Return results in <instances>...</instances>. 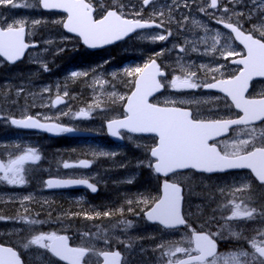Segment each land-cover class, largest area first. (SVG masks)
I'll return each mask as SVG.
<instances>
[{"label": "rangeland", "instance_id": "374dc122", "mask_svg": "<svg viewBox=\"0 0 264 264\" xmlns=\"http://www.w3.org/2000/svg\"><path fill=\"white\" fill-rule=\"evenodd\" d=\"M141 1L142 0H119V3L123 5L122 10L125 17L128 18L127 16L132 15L136 16L134 18L137 19L146 21L154 20L158 22L157 20L161 17L160 10L165 8V6L160 5L158 0H154V4L148 11L147 9L141 10V7L137 5V3H141ZM14 2L21 6L12 7L11 5L0 4V27H4L15 21H25V26L28 27L27 41L29 43L35 42L33 41V38L37 37L36 42L40 45L37 49L30 50L24 62L16 66L6 67L4 62L0 59V79H4V81L0 83V101H5L6 98L10 97V100L5 101L4 107H0V125L7 126L0 127V132H4V136L0 137V163L7 165L10 160L17 159L19 156L24 155L29 149L36 151L37 155H42L46 151L47 154L57 152L51 150V147L54 144L49 139L10 129L9 120L11 118L32 117L41 122L67 124L72 127L74 126L76 131H91L106 138L105 130L100 127L97 122L81 120V114L72 115L69 102L59 107L53 106L52 102L56 100L58 96L65 99L70 97L71 100L81 102L84 106L83 109L87 110L92 104L85 101V96L87 99L89 94L95 96L97 94L101 95L103 94L102 91L109 89L118 90V92L113 94L107 93V96H110V99L114 100L117 98L120 101L123 100L124 90L127 89L128 84H126L124 88H121V86L116 88L114 84H111V80H114L117 77V73L126 74L122 70L124 63H121L118 69L115 68V63L118 61L123 62L125 60L129 63L131 55L137 54L140 57L142 52L139 50L134 52L131 47H135L136 45L132 46V42H129L126 45L123 44L122 47L118 49V52L120 55H124V59L119 60L115 57L112 60V70L116 71H104L102 69V61L99 64L92 63V65L86 66H89L88 68H90V66L91 68L99 67L101 70H99L95 76L89 78H86L87 75L79 77L71 76V73L74 71L87 73L88 68H85L84 66L82 69H71L57 75L56 73H58V71L55 69L44 71L43 65L51 62V56L54 52H52L49 46L55 43H60V41H67L69 44H75L76 39L68 38V36H65L62 32L60 26L62 25L64 18L61 15L39 13L38 9L34 10L33 3L29 0H14ZM101 4H103V8L100 7ZM108 4L113 5L112 0H103L96 5L101 11L98 9L96 10L99 11V13H102L105 10V5ZM184 4V0H178V5L183 7ZM238 5H242L240 12L244 13L243 16L246 21H255L257 27L264 25V7L260 6V0H257L255 4L252 3L251 0H239ZM138 12L140 13L139 16L136 15ZM249 13L252 14L251 20L247 19ZM204 16H206V14ZM191 17L190 13L185 14L182 20L184 26L187 25V28L183 33H174V36L181 38V42L185 44L189 51L199 55L198 58H193V63L187 62V64L183 66V69L192 71L194 66L197 71L199 69L200 72L207 73L205 77H209L212 73L221 76V78L234 76L238 72L237 68L227 64L224 60L217 62L213 59H224V56L221 55V51L225 54L229 51H234L239 54L232 40L224 33H219V30L216 28H206L200 21L199 17L196 21ZM172 20H174L172 17L165 19L167 22H171ZM34 21H39V23H34ZM44 26L51 27L52 30L50 34L44 32ZM212 31L215 33V37L221 35L224 40L225 36L224 49L221 50L218 44L216 45V50H212V45L215 39L212 37ZM157 34L162 33L153 31L150 32L149 35L146 34L142 36L141 39L146 41L145 43H148L149 45V47L143 50L144 53L146 55H154L160 60L175 57L174 47L177 43H173L168 48L160 49L159 51H154L152 49L155 44L158 45L162 42L158 39H154ZM60 48L61 47L57 48L55 52H59ZM108 53L109 52L102 54L100 59L102 60V58L106 57ZM233 56L235 55L228 56V58ZM141 61L142 58H137L135 61L130 62L125 66L129 67L128 71H131L139 68ZM164 64L168 68V77L165 81H171L173 77L178 75L177 71L179 68L166 62H163V65ZM201 66L205 67L202 68ZM208 69H219V71H208ZM194 78H197V76ZM77 79L81 80L76 81ZM34 81H37V83L35 84ZM197 82L201 85L205 84L203 80ZM10 83L16 84L12 91H10V85H8ZM71 85H76L78 87L76 94H69L68 87ZM166 88L170 91L175 90L167 86V84ZM24 89H29L26 95L23 94ZM254 92L264 94V84L258 85L254 89ZM65 93H67V95H65ZM99 95L96 97L98 98ZM163 96L164 99L165 96H170L167 103L176 101L174 94L172 93ZM194 100L201 101L205 100V98H201V100L195 98ZM217 100L218 99L214 98L212 101L217 102ZM222 103L223 100H220L216 106H212V110L225 109ZM84 117H86V115ZM58 121L62 122L60 123ZM261 130L262 129H251L247 130V133L243 132V130L238 131L234 137L222 141L220 147L224 148L225 143L231 145L234 141L238 142L246 139L251 140V143L248 145L249 148H251L252 144L260 146L261 142L264 141V138L258 137L256 134H261ZM253 137L254 139H252ZM123 139L128 145L123 146L119 150L101 149L99 145H91L90 142L87 143L89 146L79 144L74 145V148L76 149H83L91 154H95L94 158L89 154L91 156L90 160L94 161L97 159L101 161L98 166L99 170H90L91 168L83 167L82 162L89 161L79 160L83 154L77 155V161L64 158L61 162L55 161L52 162L51 166L47 165L48 169L53 170V172L57 174L62 173L63 176L88 178L98 182V184L106 179L104 185H110L111 187V190L109 189L110 191H104L99 198L95 199L92 206H102L105 209L114 206L118 211L116 214H112L115 218H108V220L102 225L97 227L93 226L87 230H73L72 234L76 235L80 240V245L82 247L92 249V262L89 263H97L99 255L94 253H101L102 251L115 248L120 249V247L126 252L124 264H165V261L169 258L177 260L184 254L176 253L174 256L162 257L161 253L173 250L176 246L189 247L188 238L184 234L177 232L174 235H162V231L148 228L143 222L140 224L134 222L131 218L124 219V216L119 212V206L126 202L129 203V201H136L134 197H137V202H139L141 199L149 201L153 196V185L149 178L138 179V174H135L132 168L135 166L137 170L141 171L142 168L147 169L149 167V162L145 158V153L147 147L150 148L155 145L154 139L132 138L125 135L123 136ZM63 150L68 152V155L73 154L70 146L63 147ZM228 150L231 151V148ZM128 152L135 154L126 159H119V157L126 155ZM101 153H106V155H101ZM142 157L144 159H141ZM86 158H89V156H86ZM33 161L34 160L29 159L21 166L22 171L20 172V175L24 177L23 184L13 185L5 180H0V205L10 209L14 216L13 219L7 220L9 222L0 223V243L16 246L20 253H23L28 264H58L46 253L45 249L40 248L39 245H30L27 249L23 247L25 243L33 239L36 235L50 234L47 229L48 225H42L41 223L32 224L31 221H41L42 223L57 226H68V224L63 223L60 219L50 222L41 220V218L44 216H50L49 211L54 205L53 203H60L58 199L67 202H79L80 199L73 195L67 196V194L46 193L43 188V180L40 179L38 173L31 174L29 169L30 167H33V165H38V163L43 161L40 159L35 160L34 164L32 163ZM65 163L69 165L79 164V168L70 169V166L66 168L64 167ZM127 168H129L131 172H122V175L116 173V171H122ZM3 175L4 173L0 172V177ZM9 175H11V173ZM169 180L187 187V198L185 199L184 204L187 214L186 218L190 221L193 219V223L199 228L206 229V231L210 229H215L214 232L219 231L220 225L224 223L220 218L221 215L230 214L227 209H223L222 207L229 200H234L236 203H240L241 208L248 207L249 209H256L253 213L255 217L253 220L238 219L229 221L228 224L232 231L239 232L243 237L250 239L255 235L256 229L264 228V194L260 187L255 186L253 179L249 175H224L212 179L192 175L191 173H184L175 175ZM135 181L136 183L133 187L121 186L130 185ZM245 183H249L250 187L242 189L241 191H234L235 187ZM1 188L10 189L2 190ZM107 199L112 200L107 202ZM139 204L141 205L140 208L146 206L144 203ZM32 207H34V210ZM188 212H191L190 217L188 216ZM0 217L7 219L1 212ZM222 235L226 238H216L219 240L220 244L223 245L218 253H228L233 251L230 250V248L232 247V249H235V243H238L237 245H244L245 248L248 247L245 239L237 240L234 237L229 236L227 229ZM177 242L180 243L177 244ZM161 244L164 245L163 248L159 247Z\"/></svg>", "mask_w": 264, "mask_h": 264}, {"label": "snow or ice", "instance_id": "6c2138e0", "mask_svg": "<svg viewBox=\"0 0 264 264\" xmlns=\"http://www.w3.org/2000/svg\"><path fill=\"white\" fill-rule=\"evenodd\" d=\"M152 0H143V4L147 6ZM229 3H239V0H228ZM256 3L257 0H251ZM113 8L105 9L99 18H94L93 12L95 8L92 0H39V5L44 9L60 10L67 13V20L63 24L69 32L76 33L83 39V43L90 48H96L102 44L111 43L114 40L121 39L135 29L147 27H161L163 21L153 25L149 21L132 20L125 17L123 13V5L119 0H112ZM0 4L11 5L12 7H20L14 0H0ZM28 6V5H25ZM260 6L264 7V0H260ZM103 8V4L100 5ZM221 7L220 0H210L205 8L217 9ZM222 11L227 13L229 8L222 7ZM140 13H136L139 15ZM237 16H243V12H235ZM252 14L249 13L247 19L251 20ZM231 16L227 19H217L216 22L223 24L225 29H230L235 34L236 39L247 49L246 55L239 60H232L234 64L243 65L239 69V74L231 79L216 80L212 77L214 83H205L201 85L194 77L196 72H185L183 78L179 75L173 77L171 81H162L157 79L158 76L163 77L165 74L161 71L154 59L145 64L143 68H136L128 71V75H136L135 91L128 98L126 105L127 115L123 120H113L108 124V128L113 136L119 135V129H127L130 132L152 133L158 137L157 144L150 149L153 161H149V166L154 167L156 173H162L168 176L169 173H177L179 170L195 169L203 172H217L228 169H250L254 174L255 180L264 185V141L260 146L252 144L248 145L250 139L233 142L231 145L225 143L224 148L218 147V144H210L209 140H213L218 136H222L229 131L231 125H247L253 121H264V98L246 99L244 92L247 90L248 82L254 76L264 77V25L253 29L246 35L242 31V25L237 21L233 25ZM39 23V21H34ZM258 33V36H257ZM25 21H15L0 27V57H4L7 61L15 63L29 47L24 41ZM168 35H171L169 32ZM154 39L160 41L166 40L167 35L157 34ZM218 40L214 39L212 50H216ZM180 51H184L180 48ZM221 55L225 59L228 56L239 55L234 51L225 54L221 51ZM204 68L205 66H201ZM43 70L47 71V66L43 65ZM183 71V69H182ZM208 71H219V69H208ZM87 75V73L72 72V77ZM169 86L176 90L196 89L198 87H207L210 89H218L223 92L226 97L230 98L232 103L239 109L243 116L238 119H216L212 121H204L193 117L189 111L182 110L179 107H159L156 104L149 103V96L154 92L160 91L165 86ZM67 95V93H65ZM62 99L58 96L56 103H62ZM182 103V101H179ZM177 103V101H171ZM226 107H231L225 104ZM83 114V113H82ZM13 125L23 128H41L49 132H70V128L60 127L58 125H44L36 122L31 117L26 120L11 121ZM264 135V134H262ZM254 139V137L252 138ZM231 148V151L228 149ZM106 155V153H101ZM39 155L32 149H29L24 155L17 159L10 160L7 165L0 163V172L4 175L0 180H5L9 184L19 185L24 183V177L20 175L22 165L25 161L39 160ZM83 166H87V162H82ZM70 165L65 163L64 167ZM11 173V175H9ZM65 184H86L92 192H96L97 188L93 184H89L86 180H71L64 182ZM52 186V182H49ZM250 184L245 183L235 187L234 191H241L249 188ZM181 188L177 183H164V196L154 203L149 211L146 212L150 221H158L166 229H177L178 226H185L191 230L189 244L194 247L176 246L173 250L161 253L162 257L174 256L176 253H183L187 259H167L165 264H264V228L255 230V235L250 239L243 237L241 233L231 230L228 222L232 220H253L255 208H241L240 203L229 200L222 207L227 209L229 215H221L224 221L220 225L219 231L213 233L197 232L191 229L184 216L180 212ZM132 203V201H129ZM138 203L148 204V200H141ZM108 216L111 213L106 212ZM3 219V217H0ZM32 224L42 223L41 221H31ZM228 230V234L237 240L245 239L247 248H239L236 251L228 253L217 252L216 238L225 239L222 233ZM259 237V239H258ZM107 242V241H105ZM180 242H177L179 244ZM30 245H39L40 248L46 249L61 261L67 264H81L82 260L92 251L87 247H70L68 238L58 236L55 233L36 235L33 239L23 245L27 249ZM163 248L164 245H159ZM250 249V250H249ZM195 253V255H193ZM103 255L104 264H120L119 252H103L94 253ZM0 264H21L20 257L17 252L10 247H0ZM85 264L87 262L85 261Z\"/></svg>", "mask_w": 264, "mask_h": 264}, {"label": "flooded vegetation", "instance_id": "af4514ba", "mask_svg": "<svg viewBox=\"0 0 264 264\" xmlns=\"http://www.w3.org/2000/svg\"><path fill=\"white\" fill-rule=\"evenodd\" d=\"M176 1L177 0H169L170 2V7L173 9H168L165 10L162 14V21L164 22V25L166 28L170 30H172L173 28H175V30H180V25H176L177 20L175 19L174 21L171 22H167L165 21L166 18L168 17H176V13H177V9H176ZM163 3L168 2V0H162ZM210 2V0H186V5L184 6V8L181 9V14H193V19L195 20L196 17H203L204 14H209L210 12H216L218 15L222 14V18L223 19H227V17L230 16V14L227 12H223L222 11V7L223 6H227L230 10H236L231 9V5L229 4L228 0H220V4L221 7L217 8V9H212V8H207L206 11H201L202 8H205L206 5ZM149 5V4H148ZM147 7V6H146ZM145 7V8H146ZM237 21H239V24L242 25V31H244L245 33H249L252 29H253V25L251 24H245L244 20L242 18H235V17H231V23H233V25L237 24ZM216 26L220 29V30H224L223 24L217 23L215 21ZM176 25V26H175ZM225 31V30H224ZM143 58H146L147 60L149 59V56H144ZM236 59V58H235ZM160 60V59H158ZM185 60L182 61V59H179L177 57L174 58H165L160 60L161 64H163V62H166L168 64H171L173 66L178 67V75L181 76L183 78V76L185 75V72H196L197 73V78L201 79V80H207L210 81L212 80V77H215L216 79H229L228 78H221V76L217 75V74H211L209 77H205V75L207 73L204 72H199L197 71V69H195L193 67V70H184L183 66H185ZM168 71V68H165ZM183 69V71H182ZM196 81H198L196 78H193ZM105 92H114L116 93L117 91H105ZM132 92H129L124 96V99L121 101L120 106L122 107L123 104L125 103L126 98L131 94ZM165 93H172L174 94V97L177 101V103H167L170 96L166 97L164 99L163 94ZM163 94L160 96H156L153 97V99L150 101L153 104H156L158 106L161 107H179V108H185V109H189L192 113V115L196 118L199 119H234L236 117H238L237 113L233 110L232 106L229 104L228 101L223 100L222 105L225 107V109H215L212 110V106H216L218 104V102H214L212 101L214 99L213 95L204 93L202 90L198 88L196 89H184V90H165L163 92ZM102 95L99 96L98 98V102H102L103 100L101 99ZM195 98H199L201 100V98H205V100H201V101H195ZM116 103H119L118 99L115 100H110ZM179 101H182V103H180ZM225 104L230 105L231 107H226ZM118 113V112H117ZM115 113H111L109 116H112ZM114 117H120V114L114 115ZM264 124V123H263ZM79 164H74V167H78ZM76 178V177H74ZM262 188V192L264 194V188ZM263 202H264V198H263ZM193 220V219H192ZM191 229H193L191 227ZM182 232H184L185 234H190L191 235V230L184 227L183 229H181Z\"/></svg>", "mask_w": 264, "mask_h": 264}, {"label": "trees", "instance_id": "16d2710c", "mask_svg": "<svg viewBox=\"0 0 264 264\" xmlns=\"http://www.w3.org/2000/svg\"><path fill=\"white\" fill-rule=\"evenodd\" d=\"M57 60V59H56ZM129 169V168H127ZM132 170L136 171L138 174V179H144V178H149L150 182L152 183L153 187L158 185V180H156L152 175H151V170L149 168H142L141 171L137 170L135 166H133ZM141 173V175H140ZM136 183V182H135ZM135 183L132 184L131 186H135ZM123 187H127L125 185H122ZM130 186V187H131ZM111 190V189H110ZM109 190V191H110ZM99 196L96 197H90L88 196V200H86L84 203H59L56 204L54 202L53 206L50 208V213L51 215L48 217H44L41 220H46L53 222L55 220H61L63 223L68 224V226L63 225V226H57V225H51L48 223H41L42 225H48L47 229L49 230L50 233H69L70 236L72 237L73 242H77V237L76 235L72 234L73 230L77 231H82V230H87L90 227L93 226H99L102 224L103 219H108V218H115L114 215L116 214L117 208L114 206L109 207L108 209L103 208L102 206L95 207L93 205V201L97 199ZM137 197H134L136 201L132 202L131 204L126 202L122 205L119 206V212H122L125 214V216L133 217L137 214H140L143 211V208H140L141 205L137 202ZM141 199V198H139ZM110 200H106L107 202H110ZM142 200V199H141ZM117 207V206H116ZM107 208V207H106ZM3 210V211H1ZM0 212L3 214V216L6 215L8 218H12L13 213H11L10 209H7L5 206L0 205ZM109 212L111 215H104V213ZM5 214V215H4ZM57 215H59V218H57ZM40 225V226H42ZM45 228V227H43Z\"/></svg>", "mask_w": 264, "mask_h": 264}, {"label": "water", "instance_id": "95a60500", "mask_svg": "<svg viewBox=\"0 0 264 264\" xmlns=\"http://www.w3.org/2000/svg\"><path fill=\"white\" fill-rule=\"evenodd\" d=\"M42 7V6H41ZM42 9L43 10H45V11H53V12H58V13H65V12H63V11H60V10H56V9H52V10H48V9H44L43 7H42ZM65 14H67V13H65ZM143 29V28H142ZM65 30H66V32H68V33H70V34H73V35H76V36H78L76 33H73V32H69L66 28H65ZM135 30H140V29H135ZM135 30H133L132 32H130V33H128L126 36H124V37H122L121 39H118V40H114L113 42H111V43H107V44H102V45H100V46H98V47H96V48H90V47H88L87 45H85L84 43H83V39L80 37V36H78L79 38H81V40H82V43L89 49V50H96V49H101V48H105V47H107V46H110V45H113V44H115V43H117V42H119V41H121V40H123V39H125L126 37H128L131 33H133ZM24 37H25V35H24ZM237 41L244 47V45L240 42V40L239 39H237ZM29 48V47H28ZM28 48H26L25 50H24V53H23V55L18 59V60H16L15 61V63H17V62H19V61H21L22 59H23V57H24V55H25V53H26V51L28 50ZM245 48V47H244ZM246 49V48H245ZM246 51H247V49H246ZM3 60H5L7 63H9V64H15V63H12V62H9V61H7L4 57H1ZM254 77H256V78H264V77H261V76H254ZM157 79H158V77H157ZM134 91H135V88H134ZM157 92H159V91H157ZM157 92H154L151 96H153L154 94H156ZM151 96H149V98L151 97ZM148 98V99H149ZM28 119V118H27ZM26 120V119H25ZM33 120H35V119H33ZM36 121V120H35ZM37 122V121H36ZM254 122V121H253ZM39 123V122H38ZM12 124V123H11ZM40 124H42V123H40ZM109 124V123H108ZM108 124H107V132H108V134L109 135H112L111 134V132H110V130H109V128H108ZM13 125V124H12ZM44 125H55V124H44ZM13 126H16V125H13ZM16 127H18V126H16ZM61 127V126H60ZM18 128H20V129H23V130H30V131H34V132H38V133H46V134H48L50 137H57V136H59V134H60V132L59 133H57V132H49V131H46V130H44V129H41V128H23V127H18ZM119 130H125V131H127V132H129V133H133V134H142V135H153V136H155V134H152V133H137V132H130V131H128L127 129H123V128H121V129H119ZM118 130V131H119ZM84 136H89L88 134H83ZM113 136V135H112ZM113 137H118V136H113ZM219 137V136H218ZM217 138V137H216ZM157 139H158V137H157ZM215 139V138H214ZM213 139V140H214ZM212 140H209V142H211ZM158 142V141H157ZM150 156H151V154H150ZM154 159V158H153ZM153 169H154V167H153ZM187 170H194L195 172H197V173H203V174H207V175H211V174H220V173H225V172H227V171H231V170H248V171H250L251 172V170L250 169H228V170H225V171H217V172H211V173H209V172H203V171H197V170H195V169H185V170H179L178 172H183V171H187ZM155 171V170H154ZM158 176H160V177H167V176H165V175H163L162 173H156ZM171 174H173V173H169L168 174V176L169 175H171ZM253 175V177H254V174H252ZM255 178V177H254ZM52 182V186H49V182ZM66 181H69V180H56V179H51V180H47L45 183H46V185H47V190H49V191H59V190H74V189H81V188H88L87 187V185L86 184H65L64 182H66ZM259 182V181H258ZM164 183L165 182H162V184H161V197H160V199L161 198H163V196H164ZM91 190V189H90ZM92 192V191H91ZM97 192V191H96ZM96 192H92L93 194L94 193H96ZM181 206H182V189H181V201H180V212H181ZM145 219L148 221V222H150L151 224H159V222L158 221H150V220H148V218H147V215H146V213H145ZM161 227H163L164 228V226L163 225H161V224H159ZM181 227H183V226H178V228H181ZM166 229V228H165ZM66 237V236H65ZM68 244H69V240H68ZM194 245V244H193ZM0 247H3V246H0ZM7 248V247H6ZM50 253V252H49ZM51 254V253H50ZM18 255V254H17ZM52 255V254H51ZM55 257V256H54ZM102 257V260H103V263L102 264H104V257H103V255L101 256ZM57 260H59L57 257H55ZM184 259H187V258H184ZM21 260V259H20ZM59 261H61V260H59ZM83 261V260H82ZM61 262H63V263H66L67 264V262L66 261H61ZM21 264H22V261H21ZM81 264H82V262H81ZM120 264H121V256H120Z\"/></svg>", "mask_w": 264, "mask_h": 264}]
</instances>
